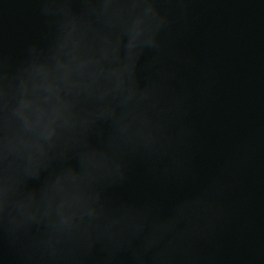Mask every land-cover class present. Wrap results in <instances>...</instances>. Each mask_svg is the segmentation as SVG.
I'll list each match as a JSON object with an SVG mask.
<instances>
[{"label":"water","instance_id":"1","mask_svg":"<svg viewBox=\"0 0 264 264\" xmlns=\"http://www.w3.org/2000/svg\"><path fill=\"white\" fill-rule=\"evenodd\" d=\"M0 264H264V0H0Z\"/></svg>","mask_w":264,"mask_h":264}]
</instances>
